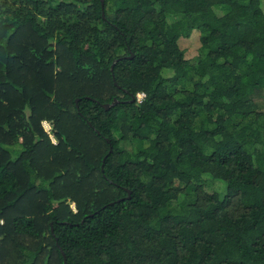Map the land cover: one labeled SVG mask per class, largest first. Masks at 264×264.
I'll return each mask as SVG.
<instances>
[{
  "label": "trees",
  "instance_id": "obj_1",
  "mask_svg": "<svg viewBox=\"0 0 264 264\" xmlns=\"http://www.w3.org/2000/svg\"><path fill=\"white\" fill-rule=\"evenodd\" d=\"M259 100L264 0H0V264H264Z\"/></svg>",
  "mask_w": 264,
  "mask_h": 264
},
{
  "label": "rangeland",
  "instance_id": "obj_2",
  "mask_svg": "<svg viewBox=\"0 0 264 264\" xmlns=\"http://www.w3.org/2000/svg\"><path fill=\"white\" fill-rule=\"evenodd\" d=\"M178 44L179 46L184 50V54L186 57H194L195 55H197V52H198V48H199V32L198 31H193L192 34L190 35V37L188 38H184V37H181L179 38L178 40ZM105 89L104 91L106 93L109 92V88L107 86H105ZM259 104L262 106V108L264 109V103L261 102V100H259ZM42 125L44 127V129L48 132L50 131V128H51V123L48 122V121H43L42 122ZM51 140L53 142H55L54 138H53V135L50 137ZM122 146H126L128 149L131 148L132 146L129 145V144H126V143H121ZM73 206V204H72Z\"/></svg>",
  "mask_w": 264,
  "mask_h": 264
},
{
  "label": "built area",
  "instance_id": "obj_3",
  "mask_svg": "<svg viewBox=\"0 0 264 264\" xmlns=\"http://www.w3.org/2000/svg\"><path fill=\"white\" fill-rule=\"evenodd\" d=\"M143 97H144V93H143V92H138V93L136 94L135 99H136L137 102H141L142 99H143Z\"/></svg>",
  "mask_w": 264,
  "mask_h": 264
},
{
  "label": "water",
  "instance_id": "obj_4",
  "mask_svg": "<svg viewBox=\"0 0 264 264\" xmlns=\"http://www.w3.org/2000/svg\"><path fill=\"white\" fill-rule=\"evenodd\" d=\"M75 100H78V99L76 98ZM114 101H116V100L114 99ZM103 105H104L105 108H108L109 107V104H107V103H104Z\"/></svg>",
  "mask_w": 264,
  "mask_h": 264
},
{
  "label": "clouds",
  "instance_id": "obj_5",
  "mask_svg": "<svg viewBox=\"0 0 264 264\" xmlns=\"http://www.w3.org/2000/svg\"><path fill=\"white\" fill-rule=\"evenodd\" d=\"M70 205H71L72 209L74 210V209H75V206H74V204H73V206H72V204H70Z\"/></svg>",
  "mask_w": 264,
  "mask_h": 264
},
{
  "label": "flooded vegetation",
  "instance_id": "obj_6",
  "mask_svg": "<svg viewBox=\"0 0 264 264\" xmlns=\"http://www.w3.org/2000/svg\"><path fill=\"white\" fill-rule=\"evenodd\" d=\"M75 102H76V104H77L78 100H75Z\"/></svg>",
  "mask_w": 264,
  "mask_h": 264
}]
</instances>
